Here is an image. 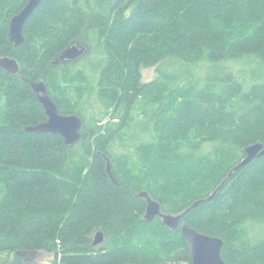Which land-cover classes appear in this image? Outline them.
Instances as JSON below:
<instances>
[{"label": "trees", "instance_id": "trees-1", "mask_svg": "<svg viewBox=\"0 0 264 264\" xmlns=\"http://www.w3.org/2000/svg\"><path fill=\"white\" fill-rule=\"evenodd\" d=\"M27 2L0 0V57L20 65L16 75L0 68V264H190L180 227L145 219L138 194L181 213L216 190L247 146L264 145V0H42L17 47L9 24ZM78 43L89 49L80 58L90 90L67 77L77 59L60 61ZM165 58L247 60L263 73L249 85L230 70L203 83H143L141 67ZM25 79L45 81L60 112L83 119L81 140L26 130L47 115ZM135 131L119 154L117 142ZM184 222L224 239L227 263L264 264V156ZM97 231L105 239L94 245Z\"/></svg>", "mask_w": 264, "mask_h": 264}, {"label": "water", "instance_id": "water-1", "mask_svg": "<svg viewBox=\"0 0 264 264\" xmlns=\"http://www.w3.org/2000/svg\"><path fill=\"white\" fill-rule=\"evenodd\" d=\"M42 0H28L26 6L16 15H14L9 24V39L15 46L21 45L24 40V25L33 14ZM87 48L80 43L69 48L60 56V61L70 62L82 56ZM0 68L6 70L12 75H16L20 70L19 62L14 57H0ZM30 83L31 88L35 92L38 101L42 105L47 115V120L33 126H27L26 130L30 132L44 133L49 132L58 134L63 137L67 145H73L82 138V130L84 126L83 119L77 114H64L60 112L58 104L50 95L48 86L45 81H32L25 79ZM245 157L230 171L228 177L216 188V190L208 197L197 200L185 211L178 214L166 213L162 210V205L154 199L148 191H141L138 196L145 198L147 202L145 219L152 221L156 217H160L163 223L171 228L180 227L184 235L190 251V264H229L223 256L222 251L225 244L224 239L218 236H211L201 233L188 223H181L182 218L191 209L198 206L201 202L213 198L228 181V178L242 167L249 164L253 159L264 156V145L255 143L245 148ZM108 162V171L112 179L116 180ZM94 245L103 243L105 235L102 231H97L94 235ZM37 253V252H36ZM21 255L28 257L35 253L21 252Z\"/></svg>", "mask_w": 264, "mask_h": 264}, {"label": "rangeland", "instance_id": "rangeland-1", "mask_svg": "<svg viewBox=\"0 0 264 264\" xmlns=\"http://www.w3.org/2000/svg\"><path fill=\"white\" fill-rule=\"evenodd\" d=\"M88 50L89 49H86L85 52H83L82 56H86ZM81 58L79 57L76 61L72 62L73 66L70 67L67 77L73 79L75 84L86 87V90H90L91 87L87 88L91 81V79H89L91 76L90 67L88 62L83 61ZM79 59H81V61H79ZM213 68H222L227 70L221 72L215 71L209 75ZM140 70L143 83L152 82L156 79H160L163 76L166 77V75H168L173 79V82L176 85H185L191 82L203 83L205 78H208L209 76L216 77L219 74L228 73L230 71L234 72L233 74L239 77V79L246 85H249L252 82L257 81V75L263 73V70H261L260 66L257 63H252L247 60H229L222 62L221 66H216L208 61L199 62L194 65H187L175 58H165L155 65L142 66ZM82 72H85L88 78L82 77ZM78 73H80L81 75H79ZM87 80L88 82H86ZM92 97L94 98V101L97 102L96 95L93 94V96H91L88 91H86V93L84 94V98H88L89 102H93ZM106 119H109V116H107ZM136 128L140 129L139 127ZM138 135L139 134L135 131V135L130 133L126 135L124 140H119L116 145L117 152L120 154L126 152L128 149H131L130 140L132 138L134 139ZM210 148L211 144L207 143L205 146V150H209ZM2 256L3 255L0 254V258ZM27 258H29L30 260L44 261L46 263H49L54 260L55 255L54 253L37 252L35 253V255H30Z\"/></svg>", "mask_w": 264, "mask_h": 264}, {"label": "bare ground", "instance_id": "bare-ground-1", "mask_svg": "<svg viewBox=\"0 0 264 264\" xmlns=\"http://www.w3.org/2000/svg\"><path fill=\"white\" fill-rule=\"evenodd\" d=\"M247 147H248V146H247ZM242 159H243V158H242ZM142 191H143V190H142ZM144 191H147V190H144ZM189 207H190V206H189ZM186 209H187V208H186ZM186 209H185V210H186ZM185 210H184V211H185ZM181 213H182V212H181ZM177 214H178V213H177ZM181 221H182V220H181ZM184 223H186V222H184ZM27 261H28V260H27Z\"/></svg>", "mask_w": 264, "mask_h": 264}]
</instances>
